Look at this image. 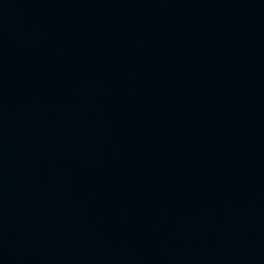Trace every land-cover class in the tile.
Instances as JSON below:
<instances>
[{
	"label": "water",
	"instance_id": "obj_1",
	"mask_svg": "<svg viewBox=\"0 0 264 264\" xmlns=\"http://www.w3.org/2000/svg\"><path fill=\"white\" fill-rule=\"evenodd\" d=\"M0 264H264V0H0Z\"/></svg>",
	"mask_w": 264,
	"mask_h": 264
}]
</instances>
